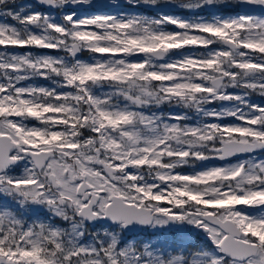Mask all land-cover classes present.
I'll return each mask as SVG.
<instances>
[{"label": "snow or ice", "instance_id": "snow-or-ice-1", "mask_svg": "<svg viewBox=\"0 0 264 264\" xmlns=\"http://www.w3.org/2000/svg\"><path fill=\"white\" fill-rule=\"evenodd\" d=\"M253 95L264 0H0V264H264Z\"/></svg>", "mask_w": 264, "mask_h": 264}, {"label": "rangeland", "instance_id": "rangeland-1", "mask_svg": "<svg viewBox=\"0 0 264 264\" xmlns=\"http://www.w3.org/2000/svg\"><path fill=\"white\" fill-rule=\"evenodd\" d=\"M26 2H28V3H32L30 0H26ZM94 2H96V3H104V4H113V5H115V4H125V3H126V0H94ZM173 2H175V0H173ZM33 4H34V3H33ZM81 11H83V12H85V13H89V12L93 11V9H90V8H88L87 6H85L84 8L81 9ZM144 14H155V13H152L151 11H149V12H146V13H144ZM173 14H176V15H183V16H186V17H188V18H191V17H193L196 13H194L192 10L179 9V8H177V9L174 10ZM29 50L34 51V52H35V51H38V50H36V49H22V51H29ZM188 50H189V51H199V49H196V48H194V47H190ZM44 51H46L48 54H52V55H56V54H57L54 50H44ZM60 54L63 55V53H60ZM90 56H91V53H87V52H85V53H83V55H82L81 58H82V59H87V58L90 57ZM36 83H38V84H40V85H42V86H47L50 82L38 79V80L36 81ZM251 99H252L254 102H257V103L264 102V98H262V97H260V96H258V95H253V96L251 97ZM217 106H218V105H212V107H217ZM169 107H173V106H165L164 110H165V111H168V108H169ZM175 110H176V111H181L180 108H176ZM188 115H189L190 118H194V113L189 112ZM225 122H232V121H231V118H226V121H225ZM182 170H183V171H186V172H189V171H191L192 169H191V168H184V169H182ZM18 171H21V169L18 170ZM147 231L149 232V234H147V235L145 236V238H146L147 236L151 235L152 233H155V235L152 236V239H153V240L160 239V238H163L164 235H168V232H167L166 230H165L164 232H160V231H157V230H154V229H147ZM200 234L203 235V237L206 239V237L204 236V234H203L202 232H200ZM183 235H184V238L187 240V238H186V235H187V234H183ZM187 241H188V240H187Z\"/></svg>", "mask_w": 264, "mask_h": 264}, {"label": "trees", "instance_id": "trees-1", "mask_svg": "<svg viewBox=\"0 0 264 264\" xmlns=\"http://www.w3.org/2000/svg\"><path fill=\"white\" fill-rule=\"evenodd\" d=\"M186 238L189 242L195 241L197 243H204V241L206 240L203 235H201L200 233L198 234H187Z\"/></svg>", "mask_w": 264, "mask_h": 264}, {"label": "flooded vegetation", "instance_id": "flooded-vegetation-1", "mask_svg": "<svg viewBox=\"0 0 264 264\" xmlns=\"http://www.w3.org/2000/svg\"><path fill=\"white\" fill-rule=\"evenodd\" d=\"M20 170V169H19ZM21 171H22V167H21ZM147 234H149V232L146 230V231H140V232H138V234H137V238H139V239H143V238H145V236L147 235Z\"/></svg>", "mask_w": 264, "mask_h": 264}, {"label": "water", "instance_id": "water-1", "mask_svg": "<svg viewBox=\"0 0 264 264\" xmlns=\"http://www.w3.org/2000/svg\"><path fill=\"white\" fill-rule=\"evenodd\" d=\"M32 3H35V0H30ZM217 163H218V161H217Z\"/></svg>", "mask_w": 264, "mask_h": 264}]
</instances>
